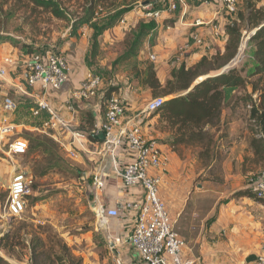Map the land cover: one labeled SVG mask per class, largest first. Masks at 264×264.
Here are the masks:
<instances>
[{
    "label": "crops",
    "instance_id": "0c3cea01",
    "mask_svg": "<svg viewBox=\"0 0 264 264\" xmlns=\"http://www.w3.org/2000/svg\"><path fill=\"white\" fill-rule=\"evenodd\" d=\"M185 3L184 6L178 5L177 9L172 12L160 13L155 19L156 29L143 42L136 59L120 64L119 66L127 64L129 68L126 72L122 70L116 77L118 81L111 84L117 86L114 93L121 98L125 108L122 126L129 128L133 122L138 123L143 136L155 140L166 159L165 167L155 169L152 173L160 176L159 195L165 202L179 232L175 230L185 241L182 249L183 258L200 259L203 264H206L204 261L206 257L195 256L198 240L194 238L196 237L195 232L187 229L186 223L189 221L193 225L196 222L194 216L201 212L200 205L198 206L195 201L204 190L203 185L215 182L208 178L204 181L205 184H197L196 189L193 190V173L213 172V163H207L201 168L193 164L195 158L200 157L199 152L203 149V145L193 141L170 144L174 132L165 119L160 117V112L150 115H144L142 112L146 102L154 96L151 89L142 85L140 80L131 79L134 61L140 71L152 64L158 81L163 85L170 77L171 70L179 65L192 67L201 57L211 56L218 50L223 51L226 41L224 29L234 17L219 14L218 0H209L206 5L198 0H185ZM140 19L147 20L146 15L135 7L124 17L122 24L119 23L106 30L99 38V52L91 65L88 56L89 38L92 33L90 28L82 26L77 34L64 44L65 58L71 70L61 87L57 90H49L45 99L48 107L67 123L70 130L76 131V128L84 122L87 114L93 115L94 124L103 119L106 101L102 99L101 86L96 95L88 99H73L71 93L79 87L88 72H92V69H99L105 65L107 60L112 61L116 58L122 51H117L118 44H121L125 33ZM214 19L213 22L218 27L216 34L211 27L213 23L211 21ZM196 20L203 21V24L196 25ZM193 35L202 38L209 45V49L203 50L195 45ZM186 43L190 44L189 50L177 60L175 58L176 49ZM25 55L23 50L11 43L0 42V58L10 57L15 61L11 65H5L7 70L5 80L0 78V117L3 113L1 107L3 95L10 93L15 97H22L26 102L34 100L33 97L17 92L12 86H24L29 93L31 92V88H27L24 84L22 69L19 66V61L23 60ZM152 56L154 59H151ZM239 90L235 88L228 93L221 110L220 120L211 128L213 139L209 147L210 150L214 148L213 150H219L223 154L219 171H222L223 181L225 183L231 181L230 184L235 189L242 187L245 180H250L249 175L257 169L253 162V152L249 146L251 133L247 124V106L240 100L235 101V97L240 94ZM247 90L249 91V88ZM34 93L37 94V92ZM168 98L163 97L164 100ZM43 115L44 118L47 117ZM56 134L59 143L61 142L60 146L63 147H61V152H64L65 158L76 167L80 177L86 174L94 185L93 178L98 176L103 184L99 190L94 185L95 193L91 205L94 221L91 224L92 229L88 232L89 235L86 236L89 239L90 252L93 256L86 257L84 264H115L116 259H119L121 264H145L137 251L128 243L129 235L135 224L136 213L133 209L126 207L127 202L141 200L142 193L138 188L124 187L114 170L115 165L129 162L130 157L121 148L113 153L105 151L101 134L97 135L96 141L89 140L85 136L80 138V143L74 147V156H69L66 151L69 150L70 133L58 131ZM190 158H193V161H190ZM98 205H103L107 209H120V216L107 217L104 222H101L95 216ZM199 251L203 255L206 250L200 249ZM252 262L248 263L252 264Z\"/></svg>",
    "mask_w": 264,
    "mask_h": 264
},
{
    "label": "rangeland",
    "instance_id": "374dc122",
    "mask_svg": "<svg viewBox=\"0 0 264 264\" xmlns=\"http://www.w3.org/2000/svg\"><path fill=\"white\" fill-rule=\"evenodd\" d=\"M131 1L142 13L159 12L166 4V0ZM242 5L243 0L239 2L237 10L242 9ZM25 16L23 12H18L3 26L0 21V35H8L13 41H18L25 48L34 51L52 49L65 56L64 45L59 49L56 45L60 39L67 37L66 23L52 17L47 19L49 15L46 13L40 14L35 20H27ZM250 34L251 32L243 30L240 49L234 60V66H244L245 74L250 68ZM9 43L14 45L12 41ZM122 49L123 41L118 44L117 51ZM109 63L111 61L107 60L105 65L99 67L100 70H91L102 77L100 90L118 81L116 77L120 72H126L129 68L127 64H123L111 70ZM251 80L254 78L247 79L249 89ZM239 92L242 94L243 90L240 89ZM8 95L16 103V109L11 114L15 126L14 135L26 139L28 149L30 143L26 134L49 136L48 134L53 133L42 129L45 118L41 112H36L33 100L26 102L22 97H15L10 93ZM7 143V140L0 143V192H6L3 204H0V256L10 264H30L28 244L34 235L43 243L41 264H84L86 257L93 256L86 237L94 221L91 205L95 189L90 177L86 174L76 176L70 167L61 164L48 171L45 176L34 178L32 166L36 164L34 160L38 164L43 161L41 151L23 156H9L6 152ZM59 153L70 164L61 149ZM193 164L201 168L207 164V158L200 155ZM256 166L257 169L251 175L264 170V166ZM14 169L26 172L31 177V184L35 185L28 196L24 212L16 218L7 216L5 212L10 172ZM193 178V190L197 184H205L204 181L208 178L215 181L203 185L204 190L195 201L200 205L201 212L194 216V226L189 221L186 223L187 229L194 231V238L198 240L195 256L206 257V264H249L246 258L250 254L256 255L264 240V204L250 197L232 198L224 202V198H228L236 189L231 186V181H223L222 171L218 167L209 173H193ZM47 195L44 200L33 201L35 197ZM174 227L178 231L175 225ZM5 234H8L6 240L3 239ZM200 249L206 250L203 252L204 256L200 254Z\"/></svg>",
    "mask_w": 264,
    "mask_h": 264
},
{
    "label": "trees",
    "instance_id": "16d2710c",
    "mask_svg": "<svg viewBox=\"0 0 264 264\" xmlns=\"http://www.w3.org/2000/svg\"><path fill=\"white\" fill-rule=\"evenodd\" d=\"M242 6L243 8L237 10L235 14L226 15L234 18L225 26L226 41L223 51L218 50L211 56L201 57L192 67L179 65L171 70L170 77L163 85L158 81L152 64L147 65L142 71L137 69L136 61L132 66L133 77L131 79L140 80L142 85L151 89L156 97H169L153 114L160 112V117L164 118L173 130L174 135L170 144L193 141L203 145L199 154L207 158V163H213L214 170L215 167L220 170L223 154L219 150L209 148L213 139L211 128L217 125L227 95L235 88L243 90L242 94L235 97V101L240 100L247 106V124L251 133L249 146L253 152V162L258 166H264V0H243ZM135 7H137L136 4L131 0H0V21L3 26L18 12H23L27 20H35L40 14L46 13L49 15L47 19L52 17L64 21L68 27L67 37L58 41L57 49L74 37L82 26H87L92 30L88 55L91 65L99 52L100 36L106 30L118 25ZM156 27L154 19L138 20L135 26L126 32L123 49L111 61L110 69L115 70L120 64L130 59L135 60L141 45ZM243 30L247 33L251 32L248 38L251 47L250 68L247 74H245L244 66H234L233 62L240 49ZM11 41L15 46L20 43L13 41L8 35H0V42ZM19 45L18 48L25 54L51 52L63 55L52 49L41 52L25 48L22 44ZM202 76L208 77L186 92L190 85ZM249 78H254V80H251L248 91L247 79ZM116 88L117 86L111 84L103 89L102 99L106 101L108 96L116 91ZM41 113L47 116L45 111ZM93 124V115L87 114L84 122L76 128V131L87 139L96 141L97 135L90 132ZM26 135L30 143L26 154L41 151L43 157L42 163L38 164L34 160L36 163L32 166L34 178L45 176L48 171L61 164L70 167L76 176H80L76 167L61 156L59 153L61 146L53 138L32 133ZM256 174L249 175L250 180H245L242 187L233 191L223 201L250 197L264 204V201L256 198L254 194L253 184ZM30 187L34 189L35 185L31 184ZM5 197L6 192H0V204H3ZM47 197L48 195L35 197L33 201L38 202ZM7 238L8 234H5L3 239ZM28 248L30 264H41L43 243L40 238L33 235L29 240ZM0 264L10 263L0 256Z\"/></svg>",
    "mask_w": 264,
    "mask_h": 264
},
{
    "label": "built area",
    "instance_id": "2783aa9c",
    "mask_svg": "<svg viewBox=\"0 0 264 264\" xmlns=\"http://www.w3.org/2000/svg\"><path fill=\"white\" fill-rule=\"evenodd\" d=\"M198 1L205 5L209 2V0ZM218 1L219 14L225 15L235 14L240 2V0ZM185 4V0H166L161 11L147 12L145 15L149 19L155 20L160 13L172 12L177 9L178 5L184 6ZM213 21L215 19L211 22ZM122 23L123 19L120 21V24ZM195 24H203V21L196 20ZM211 27L216 34L218 31L217 24L213 22ZM193 43L203 50L209 49V45L198 35H193ZM189 48L190 44L188 43L178 47L175 58L181 59ZM151 59L154 57L152 56ZM14 62L10 57L0 58V78L5 80L7 74L5 65H11ZM19 62L24 84L27 88H31V92L29 93L24 86H12L22 95L34 98L36 112L45 111L47 113V118L42 123V129L53 131L52 134L48 135L58 144L61 143L56 138L58 131L70 133L69 150L66 152L69 156H74V147L80 143V138L84 135L70 130L67 123L48 107L45 99L49 90L59 89L67 80L71 70L67 59L63 55L51 52H37L26 54L23 60ZM101 83L100 75L88 72L80 82L79 87L72 91L71 97L79 100L93 97ZM163 102V97L149 99L142 110L143 114L150 115L158 111ZM1 107L3 113L0 117V143L8 141L6 152L9 156H23L27 152L28 144L24 138L14 135L15 126L11 119V114L16 109V103L11 96L5 94L1 97ZM105 108L103 119L94 124L90 132L95 135H102L105 151L113 153L120 148L125 151L130 160L123 165H115V173L124 187L138 188L142 193L141 200L126 203V207L133 209L136 213L135 224L129 235L128 243L137 251L145 264H203L200 259H184L182 256L185 241L175 230L168 208L159 195L160 176L152 173L155 169L164 168L166 162L157 142L145 138L140 125L136 122H133L129 128L122 126L125 108L121 98L116 93L113 92L108 96ZM31 181V177L22 170L14 169L10 173L5 202L7 216L16 218L24 212L31 192ZM93 181L98 190L102 188L103 184L100 177L94 176ZM253 190L255 197L264 201V170L256 174ZM120 213V209H107L103 205H98L95 216L99 221L104 222L107 217H119ZM115 264H121L120 260L116 259ZM252 264H264V240L261 242L259 252L255 255Z\"/></svg>",
    "mask_w": 264,
    "mask_h": 264
},
{
    "label": "water",
    "instance_id": "95a60500",
    "mask_svg": "<svg viewBox=\"0 0 264 264\" xmlns=\"http://www.w3.org/2000/svg\"><path fill=\"white\" fill-rule=\"evenodd\" d=\"M208 76H202L197 78L191 85L190 87L187 89L186 92H188L189 90H191L196 84H198L200 81H202L203 79H205ZM102 137V135L100 136ZM255 260V255L254 254H250L247 258H246V262H252Z\"/></svg>",
    "mask_w": 264,
    "mask_h": 264
}]
</instances>
